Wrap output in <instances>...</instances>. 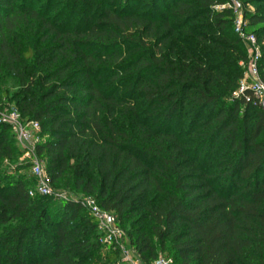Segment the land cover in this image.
<instances>
[{"label": "trees", "instance_id": "16d2710c", "mask_svg": "<svg viewBox=\"0 0 264 264\" xmlns=\"http://www.w3.org/2000/svg\"><path fill=\"white\" fill-rule=\"evenodd\" d=\"M227 2L0 0V70L41 125L52 183L129 223L144 264L163 251L173 264H264V111L233 97L248 50L232 10H217ZM243 4L256 7L244 16L264 81V0ZM24 28L39 35L25 48ZM17 146L0 125V264H120L82 202L32 197L10 175Z\"/></svg>", "mask_w": 264, "mask_h": 264}, {"label": "built area", "instance_id": "2783aa9c", "mask_svg": "<svg viewBox=\"0 0 264 264\" xmlns=\"http://www.w3.org/2000/svg\"><path fill=\"white\" fill-rule=\"evenodd\" d=\"M230 9L234 15V31L237 36L245 42L248 50V58L244 65L245 74L240 83V88L235 94L236 97L245 96L247 102L263 108L264 106V81L261 76L260 62L262 60V48L257 36L249 31L248 22L243 13L241 0H228L225 5L218 6L217 10ZM0 125L10 126L17 138L18 143L24 152V157L31 166L33 176L38 181L35 189L30 191V196L55 197L59 200L65 199L64 193H56L51 185V180L45 173L44 161L39 155V145L45 141L42 136L41 125L37 121H26L20 112L15 110H0ZM83 206L97 223L101 233L100 242L105 247H122L124 232L117 225L113 213L100 207L96 199L87 197L82 201ZM126 264H144L140 259H133L126 255ZM151 264H173V260L166 256H161Z\"/></svg>", "mask_w": 264, "mask_h": 264}, {"label": "rangeland", "instance_id": "374dc122", "mask_svg": "<svg viewBox=\"0 0 264 264\" xmlns=\"http://www.w3.org/2000/svg\"><path fill=\"white\" fill-rule=\"evenodd\" d=\"M242 4H243V0H241ZM65 3H62V6H64ZM67 6V4H66ZM72 8H68L67 12H69V10H71ZM256 11V7L253 5H244L243 4V13H254ZM80 16V17H79ZM78 17L81 19L83 16V13L80 11L78 12ZM78 18V19H79ZM19 40H20V45L22 47H26L27 45L34 43L37 41L39 35L35 34V30L31 29L29 30V28H24V31H19ZM247 55H248V51H247ZM241 64V63H240ZM239 64V65H240ZM243 65V63H242ZM228 72H231V69L227 70ZM0 94L2 95L1 97L2 99V109L4 111H8V110H15V111H19L18 107L16 106L15 101L13 100V94L17 91L20 90V85L18 80L9 77L8 75H6L4 72H2V70H0ZM236 92L233 93V97H235ZM21 114V113H20ZM17 144V143H16ZM15 144V145H16ZM19 150L22 152V154H17L18 159L16 160L15 164H11V162L9 160L4 161V165L6 167H8L9 173L10 175H15V176H21L24 175L26 178H29L30 181H32V187L33 189L36 188L38 181L36 180V178L33 176L32 171H31V166L30 163L27 159H25L24 157V152L23 149L21 148L20 144L18 143ZM18 150V151H19ZM41 159L44 161V168H45V173L47 174V176L49 177V179L51 180V176H50V168H49V163L48 160L45 156H41ZM17 166L20 167L19 169H17ZM67 178H65V182H67ZM65 182L60 180L57 184H53L51 181V185L53 190L56 193H64L65 195V199L63 200H59L55 197H49L55 201H58L60 203L66 204V203H78V202H82L84 201L88 195H84L79 191L74 190V188L72 186H66ZM117 222V220H116ZM129 223L123 225L124 228L120 227L119 223L117 222V225L122 229V231L124 232V237H123V241H122V247L123 248H119L121 251V260H120V264H126L124 262L125 256L126 255H130L134 260L135 259H140V255H138V252L136 250V248L131 244V241L128 237V229H129ZM108 248L110 247H106V249L103 251V256L107 255V251ZM161 256H169V258H171L174 261V257L171 253H169L168 251H163L160 252L158 257ZM103 260L99 259L96 262L92 263V264H103ZM175 264H179V263H175Z\"/></svg>", "mask_w": 264, "mask_h": 264}, {"label": "water", "instance_id": "95a60500", "mask_svg": "<svg viewBox=\"0 0 264 264\" xmlns=\"http://www.w3.org/2000/svg\"><path fill=\"white\" fill-rule=\"evenodd\" d=\"M263 111H264V106H263Z\"/></svg>", "mask_w": 264, "mask_h": 264}]
</instances>
